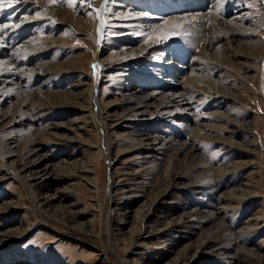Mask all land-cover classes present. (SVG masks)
Segmentation results:
<instances>
[{
  "label": "rangeland",
  "instance_id": "374dc122",
  "mask_svg": "<svg viewBox=\"0 0 264 264\" xmlns=\"http://www.w3.org/2000/svg\"><path fill=\"white\" fill-rule=\"evenodd\" d=\"M0 264H264V0H0Z\"/></svg>",
  "mask_w": 264,
  "mask_h": 264
},
{
  "label": "bare ground",
  "instance_id": "6f19581e",
  "mask_svg": "<svg viewBox=\"0 0 264 264\" xmlns=\"http://www.w3.org/2000/svg\"><path fill=\"white\" fill-rule=\"evenodd\" d=\"M198 11V10H196ZM195 14V13H194ZM193 21H192V24H190V29H191V32L198 35L199 38L201 39L202 36H203V29L205 27V24L207 23V19H208V14L206 13H198L196 12V15L193 16ZM209 22V21H208Z\"/></svg>",
  "mask_w": 264,
  "mask_h": 264
},
{
  "label": "snow or ice",
  "instance_id": "6c2138e0",
  "mask_svg": "<svg viewBox=\"0 0 264 264\" xmlns=\"http://www.w3.org/2000/svg\"><path fill=\"white\" fill-rule=\"evenodd\" d=\"M10 6V5H9ZM95 67V66H94Z\"/></svg>",
  "mask_w": 264,
  "mask_h": 264
}]
</instances>
